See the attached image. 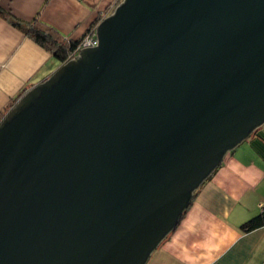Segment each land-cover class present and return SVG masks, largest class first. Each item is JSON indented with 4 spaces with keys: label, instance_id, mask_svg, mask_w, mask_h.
Segmentation results:
<instances>
[{
    "label": "water",
    "instance_id": "95a60500",
    "mask_svg": "<svg viewBox=\"0 0 264 264\" xmlns=\"http://www.w3.org/2000/svg\"><path fill=\"white\" fill-rule=\"evenodd\" d=\"M96 35L0 120V264H146L264 124V0H122Z\"/></svg>",
    "mask_w": 264,
    "mask_h": 264
},
{
    "label": "crops",
    "instance_id": "0c3cea01",
    "mask_svg": "<svg viewBox=\"0 0 264 264\" xmlns=\"http://www.w3.org/2000/svg\"><path fill=\"white\" fill-rule=\"evenodd\" d=\"M114 1L0 0V7L23 22L38 19L54 27L65 40H78ZM60 64L0 16V113ZM261 138L264 124L225 154L146 264H264V226L241 230L264 206V158L252 145Z\"/></svg>",
    "mask_w": 264,
    "mask_h": 264
},
{
    "label": "trees",
    "instance_id": "16d2710c",
    "mask_svg": "<svg viewBox=\"0 0 264 264\" xmlns=\"http://www.w3.org/2000/svg\"><path fill=\"white\" fill-rule=\"evenodd\" d=\"M0 16L12 26L19 29L26 37L32 39L38 45L50 52L60 63L64 62L75 51L80 39L65 40L60 33L52 26L34 19L30 22H23L15 18L9 11L0 7ZM23 93V92H22ZM13 98L9 107H12L15 101L22 95ZM0 113V120L4 117ZM252 145L258 153L264 158V139L261 138L252 142ZM211 177V176H210ZM264 226V206H261L260 212L241 224V230L249 232Z\"/></svg>",
    "mask_w": 264,
    "mask_h": 264
},
{
    "label": "built area",
    "instance_id": "2783aa9c",
    "mask_svg": "<svg viewBox=\"0 0 264 264\" xmlns=\"http://www.w3.org/2000/svg\"><path fill=\"white\" fill-rule=\"evenodd\" d=\"M96 28L97 27L93 29L91 28L88 34L85 37H82L73 54H71L65 61L75 58L78 55L79 51L84 48L95 47L98 45Z\"/></svg>",
    "mask_w": 264,
    "mask_h": 264
},
{
    "label": "rangeland",
    "instance_id": "374dc122",
    "mask_svg": "<svg viewBox=\"0 0 264 264\" xmlns=\"http://www.w3.org/2000/svg\"><path fill=\"white\" fill-rule=\"evenodd\" d=\"M122 2V0H115L114 2L110 3L106 8H104V10L100 13L99 17H97V19L95 20V22H93L91 24V26L88 28V30L86 31V33L84 34L83 37H85L88 32L90 31V29L95 28L98 26V24L105 19L106 17H109L113 14V12L115 11V9L118 7V5ZM21 97V96H20ZM19 97V98H20ZM18 98V99H19ZM17 99V100H18ZM17 100L15 101V103L17 102ZM11 107L7 108L6 111L4 112V115L10 110ZM3 115V116H4Z\"/></svg>",
    "mask_w": 264,
    "mask_h": 264
}]
</instances>
